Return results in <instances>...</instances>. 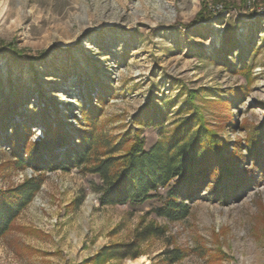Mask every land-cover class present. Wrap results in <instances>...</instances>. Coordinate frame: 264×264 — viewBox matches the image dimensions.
Segmentation results:
<instances>
[{
	"label": "rangeland",
	"instance_id": "rangeland-1",
	"mask_svg": "<svg viewBox=\"0 0 264 264\" xmlns=\"http://www.w3.org/2000/svg\"><path fill=\"white\" fill-rule=\"evenodd\" d=\"M91 101L89 163L19 168L6 143L13 126L35 144L45 120L58 122L77 142ZM184 108L234 145L244 180L180 199L189 214L179 220L157 215L159 198L101 206L96 163L124 155L136 136L151 151ZM154 110L161 127L139 123ZM261 125L264 0H0V191L41 183L0 238V264H264V167L252 157ZM118 249L130 255L110 256Z\"/></svg>",
	"mask_w": 264,
	"mask_h": 264
},
{
	"label": "trees",
	"instance_id": "trees-1",
	"mask_svg": "<svg viewBox=\"0 0 264 264\" xmlns=\"http://www.w3.org/2000/svg\"><path fill=\"white\" fill-rule=\"evenodd\" d=\"M208 19L210 17L202 13L197 16L198 22ZM17 56H22V53H17ZM89 104L81 111L83 120L79 119V122H84L86 126L76 135L77 142H73V138L58 122L45 120L44 138L35 144L30 142L28 127L13 126L6 143L15 154L19 168L29 166L35 170L45 167L70 171L89 163L95 149L94 131L99 112L92 101ZM155 111L147 113L145 121L138 119L139 123L147 127H161L162 118L156 116ZM181 112L186 117L179 118L176 128L167 133L151 151L145 150L144 140L136 136L138 138L133 139V144L124 155L108 157L96 163L94 171L104 183L99 189L101 206L139 205L159 198L161 206L156 210L157 215L179 220L189 214V207L181 203L180 199L191 198L204 186H209L214 192L224 191L226 185L234 186L244 180L238 172L240 156L235 157L231 152L234 145L221 138L198 110L191 112L184 108ZM1 114L4 116L5 113L2 111ZM255 130L253 136L264 137V125ZM126 140L122 139V143L127 144ZM110 142L103 143L108 145ZM240 142L238 140L237 144ZM249 145L252 146V143ZM252 147L259 150L257 144ZM59 150L62 154L58 153ZM257 150L252 154L253 161L256 164L260 161L258 164L264 167V147L261 152ZM227 153L233 154L232 157L228 158ZM40 186L39 182H28L17 189L0 191V238L8 233L24 207L32 202ZM160 189L168 190L167 197L158 194ZM157 230L155 228L148 234L154 235ZM109 255L102 252L99 258L117 256L122 259L130 254L118 249Z\"/></svg>",
	"mask_w": 264,
	"mask_h": 264
},
{
	"label": "bare ground",
	"instance_id": "bare-ground-1",
	"mask_svg": "<svg viewBox=\"0 0 264 264\" xmlns=\"http://www.w3.org/2000/svg\"><path fill=\"white\" fill-rule=\"evenodd\" d=\"M147 259L145 257H140V259L136 260V261H132L129 264H141V263H146Z\"/></svg>",
	"mask_w": 264,
	"mask_h": 264
}]
</instances>
